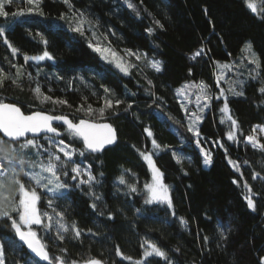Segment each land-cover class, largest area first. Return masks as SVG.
<instances>
[{
  "label": "trees",
  "instance_id": "1",
  "mask_svg": "<svg viewBox=\"0 0 264 264\" xmlns=\"http://www.w3.org/2000/svg\"><path fill=\"white\" fill-rule=\"evenodd\" d=\"M256 1L257 14L247 7L248 0H131L135 11L124 0H69L71 7L64 0H42L37 10L16 17L13 12L29 6L21 2L6 7L9 16L0 17V27L5 29L0 36V68L11 79L0 86V101L15 103L25 114L43 111L65 115L74 122L86 118L109 123L118 135L112 149L78 158L82 167L92 166L98 183L91 188L71 187L62 199L36 188L39 210L53 215L55 224L57 217L47 203L52 199L56 212L64 213L63 222L69 229L63 233L64 240L56 237L53 242L54 231L46 233L42 225L33 226L50 257L63 256L77 264L90 259L102 264H136L148 244L153 243L167 253L172 264H260V257H264V151L246 143L255 126H264V94L259 91L264 87V19L259 15L264 12V0ZM81 12L92 22L91 29L85 25L83 35L73 31ZM149 28L153 32L149 33ZM4 37L19 50L15 55ZM89 42L110 47L123 56L126 65L136 67H131L128 75L119 72L90 48ZM248 42L262 62L256 79L249 75L254 66L243 51ZM201 48L204 53L192 59ZM45 50L52 54L53 61L25 63L24 55H41ZM128 50L140 55L141 60L129 55ZM145 53L149 60L162 62V71L149 67ZM10 61L21 68L18 78ZM222 65H229L233 71ZM222 70L225 82H245L243 96L232 95L219 76ZM27 73L32 74L31 79ZM57 74L63 79H56ZM37 82L44 94L53 97L52 101L37 98L33 91ZM201 82L208 86L213 99L194 127L200 132L201 144L211 152L209 168L203 163L197 138L188 131L190 121L184 111L187 108L199 113L196 95ZM101 85L111 91L105 93ZM185 86L184 95H177ZM155 97L161 99L153 103ZM225 98L239 125L234 129L237 142L227 139L229 122H220ZM57 99L68 103H55ZM108 99L113 101L111 108L105 106ZM116 100L122 102L116 105ZM81 105L85 110L91 105L94 112L87 116L80 110ZM100 108L105 109L102 115ZM145 128L152 131V137ZM60 130L63 133L65 128ZM152 139L161 146L159 149L152 147ZM12 145L5 140L0 144V153H7ZM73 147L82 148V142L74 141ZM140 152L153 153L154 163L170 188L171 208L144 204V185L152 176ZM229 160L237 162L240 172ZM121 175L126 182L123 185L119 184ZM0 179L6 184L2 202H18V185L7 176ZM19 179L29 186L22 173ZM61 179L70 186L76 184L68 177ZM245 181L256 193L255 211L244 199ZM129 184L136 186L137 193L125 195ZM90 193L102 199L95 200ZM92 203L97 205L95 210ZM109 213L112 219H108ZM181 218L187 221V227ZM218 224L223 226L227 239L219 235ZM73 225L81 231L79 238H74ZM0 243L4 245L5 264H41L20 244L8 221H0ZM143 262L166 264L155 256Z\"/></svg>",
  "mask_w": 264,
  "mask_h": 264
},
{
  "label": "snow or ice",
  "instance_id": "2",
  "mask_svg": "<svg viewBox=\"0 0 264 264\" xmlns=\"http://www.w3.org/2000/svg\"><path fill=\"white\" fill-rule=\"evenodd\" d=\"M21 2L27 4L29 7L26 9H18L13 12V17L24 16L25 12L31 13L37 10L42 0H0V17L9 16V12L5 10L6 7L11 6L14 3L18 4ZM124 2L128 8L133 9L134 11L136 10L135 5L131 3V0H124ZM64 3L69 4V0H64ZM141 3H143V0H141ZM69 7H71L70 4ZM247 7L252 13L257 14V4L252 2V0H248ZM205 13H207V9H205ZM259 15L262 19H264V12L259 13ZM86 24L89 29L92 28V22L89 21L84 13L81 12L79 14L77 25L73 28V31L79 32L83 35ZM155 24L160 28H163V25L160 24L159 20H155ZM4 32L5 29L0 27V36H3ZM148 32H153V29L149 28ZM92 35H96L95 31H92ZM4 42L11 49L13 55L19 51L17 48L8 43L6 37H4ZM44 43L47 44L48 42L45 40ZM89 47L95 52L101 53L105 59H108V55L116 57V53L114 51L110 48H101L98 43L93 44L92 42H89ZM128 51L129 55H135V53H132L131 50ZM243 51L249 54L247 57L248 63L254 66L249 70V75L252 79H256L261 74L262 62L259 56L252 50L250 42L246 43ZM106 53L108 55H106ZM203 53L204 49L201 48L194 54L192 59L201 56ZM143 57L147 60L151 69H154L156 72L162 71L161 61L149 60L146 53L143 54ZM135 58L137 61L141 60L140 55H135ZM23 59L25 63L29 60L39 63L45 60L53 61L54 57L50 52L45 50L41 55H24ZM111 62L112 61H110V63ZM9 63L11 67L17 69L15 75L18 78L21 75V68L11 61ZM115 66L125 75L129 74L131 67H136V65H126L125 62L120 59L116 60ZM221 67L227 69L229 65H222ZM253 73H255L254 76L252 75ZM26 75L31 79V73H27ZM55 78L63 79V77L58 74ZM5 79H11V77H8L4 73V69L0 68V86H3ZM12 82L16 83V80L13 79ZM244 83L245 82L243 80H239L231 84L229 91L233 96L240 97L244 95L242 90ZM148 84L152 85V82L149 80ZM101 87L104 88L105 93H109L111 91L103 85H101ZM187 87L188 86H185V89L178 90L177 95H184ZM237 88L240 90H237ZM197 89L198 94L196 95V107L199 109V113L195 111L189 112L187 108H185L184 111L190 121L188 124V131L194 134L197 138L196 143L199 145L200 132L198 128L194 127V123L202 120V115L200 113H203L205 108L211 106L213 96L210 94L208 86L203 82L197 85ZM33 91L37 95V98H42V101L53 100V97L42 92L41 86L38 82L36 83ZM259 91L261 94H264V87H261ZM149 94L154 95V93ZM132 95H135V93H132ZM85 99L87 98L85 97ZM160 99L161 98L159 97H155L153 103H156V101ZM215 99L219 100L220 96H216ZM121 102L122 101L120 100H116L115 104L119 105ZM55 103L67 104L68 102L66 100L61 101L57 99L55 100ZM105 106L111 108L113 106V101L111 99L106 100ZM131 106V104L128 105L129 108H131ZM80 110L85 111L87 116H90L94 112L91 105H88L86 110L84 109V106L81 105ZM104 110V108H100L98 111L102 115ZM220 112L223 114L220 122L223 124L227 121L230 124L229 131L227 132V139L229 141L237 142L238 138L234 129L238 128L239 125L230 114L227 98L224 99L223 107L220 108ZM165 119H167V117H165ZM54 122H61L60 126L64 127L65 131L62 133L60 131V127L54 126ZM257 129L264 131V128L257 125L253 128V132ZM144 131L149 137L153 136V133L149 128H145ZM5 140L12 141L14 143L7 153H0V176H7L13 183L18 185L19 200L18 202H11L9 204L0 203V221L10 222V226L14 230V234L18 237L19 242L26 245L30 252L34 254L35 258L47 261L48 264H77V261L75 260L66 261L63 256L50 257L47 251V245L41 241L38 237L37 231L33 229L34 225H42L46 233L54 231L55 236L51 237L53 242H55L56 237H58L61 241L64 240L65 237L63 233H66L69 230L68 226L63 222L64 213L56 212L52 199H49L47 203L52 213L57 217L55 224L53 223V215H50L47 211L41 212L39 210L37 205L40 200V196L37 194L36 188H43L46 192L51 193L53 198L62 199L71 190V187L88 185L89 188H91L95 183H98L96 176L93 175L91 171V164H86L82 167L83 162L79 161L78 158H86V153L89 155L101 153L106 147L115 144V129H113L110 124L94 123L91 122L90 119L86 118L79 119L78 122H74L65 115H50L43 111L25 114V112L22 111L15 103H5L0 101V144H3ZM77 140L82 142V148L73 147V142ZM41 141H43V143H41ZM246 143L251 144L254 149L264 151V143H261L254 135H248L246 137ZM151 145L154 149H159L161 147L155 139H152ZM173 154L175 155V153ZM140 155L152 168V183L144 185V188L147 190L145 193L144 204H163L171 208L172 201L169 194V188L164 183L163 173L155 166L153 153L140 152ZM25 157H28V159H25ZM211 162V153L205 151L203 163L205 166H208ZM229 163L233 164L237 172H240V167L237 162L229 160ZM245 163H247V161H245ZM25 165H27V169H25ZM70 165L71 167H69ZM21 173L29 180V186L26 187L25 184L20 181L19 176ZM70 173L71 175H69ZM61 177H68L69 180L75 181L76 184L70 186V184L67 181L62 180ZM253 178L255 179L256 177L254 176ZM125 183L124 176L121 175L119 178V184L123 185ZM127 188L128 192H126L125 195L137 193L135 185L129 184L127 185ZM244 188L247 190L244 195L247 207L252 211H255L256 204L253 196L256 195V193L252 192L251 187L246 181L244 182ZM90 195L94 196L95 200L102 199L101 196L96 195L95 193H90ZM91 207L95 210L97 207L96 203H92ZM136 211L140 212V209H137ZM13 213L16 215L14 216ZM172 216H175L174 212H172ZM45 218L47 220L46 223ZM112 218V214L109 213L108 219ZM181 223L187 227V221H184L182 218ZM217 227L220 229L219 235L221 238L227 239L223 226L218 224ZM73 229L74 238H79L81 236V231L78 228H75L74 225ZM204 239L207 240L208 237L205 236ZM61 251L66 252V249H61ZM176 251H179V249H176ZM117 252L119 255H123L122 253H119V249H117ZM143 255L145 258L152 256L163 258L166 264H172V261L168 258L167 253L153 243L148 244V248L145 250ZM123 258L131 259V257ZM0 264H5L4 245L2 243H0ZM29 264H31V261H29ZM85 264H102V262L98 259H90L85 261ZM136 264H144V262L137 261ZM260 264H264V257H260Z\"/></svg>",
  "mask_w": 264,
  "mask_h": 264
},
{
  "label": "rangeland",
  "instance_id": "3",
  "mask_svg": "<svg viewBox=\"0 0 264 264\" xmlns=\"http://www.w3.org/2000/svg\"><path fill=\"white\" fill-rule=\"evenodd\" d=\"M254 3H256L257 4V6H258V1H256V0H254L253 1ZM102 48V47H101ZM105 48H108V47H105ZM110 48V47H109ZM111 49V48H110ZM112 51H114L113 49H111ZM115 52V51H114ZM97 53H99V52H97ZM116 53V57H113V56H111V55H108L107 53H106V55H108V59H105L102 55V59L106 62V63H108L109 65L111 64V65H113L114 66V68L116 69V70H118L119 71V69H117L116 68V66H115V62H116V60L117 59H120V60H122L123 62H124V59L122 58L123 56L120 54H118L117 52H115ZM99 54H101V53H99ZM248 57V56H247ZM31 61V60H30ZM110 61H112L111 63H110ZM32 62H34V61H32ZM42 62V61H41ZM247 62V61H246ZM227 70H231V71H233L232 70V67H228V69ZM120 72V71H119ZM219 76H221V79L225 82V73L223 72V70L222 71H220V75ZM225 84H227V86L230 88V86H231V84H233V83H230L229 84V82H225ZM237 90H239L238 88H237ZM261 128H264V126L263 127H261ZM252 135H254L261 143H264V131H261L260 129H257L255 132H253V134ZM251 145V144H250ZM197 146H198V149H200V151L203 153V156H204V152L205 151H207V149H205L204 148V146L201 144V142L199 143V145L197 144ZM203 150V151H202ZM259 150V149H258ZM208 152V151H207ZM211 153V152H210ZM211 157H212V155H211ZM153 161H154V159H153ZM145 162L147 163V165H149L148 164V162L145 160ZM212 164V163H211ZM211 164L210 165H208V166H205V167H207V168H209V167H211ZM205 165V164H204ZM156 166V165H155ZM150 167V166H149ZM157 167V166H156ZM150 171H151V176H152V168L150 167ZM152 183V178H151V180H150V182H149V184H151ZM5 188H6V184H5V182H3L1 179H0V203H3L2 202V199H3V192L5 191ZM147 191V190H146ZM17 193H19L18 192V189H17ZM169 194H170V188H169ZM38 204H39V201H38ZM38 206V205H37ZM35 226V225H34ZM150 250V249H149ZM148 258V257H147ZM144 259H145V257L143 256V258L142 259H140V261H144ZM137 261H135V263H136Z\"/></svg>",
  "mask_w": 264,
  "mask_h": 264
},
{
  "label": "water",
  "instance_id": "4",
  "mask_svg": "<svg viewBox=\"0 0 264 264\" xmlns=\"http://www.w3.org/2000/svg\"><path fill=\"white\" fill-rule=\"evenodd\" d=\"M21 110H22V109H21ZM47 114H49V113H47ZM50 115H51V114H50ZM69 119H70V118H69ZM91 122H94V121H91ZM94 123H97V122H94ZM101 124H105V122H101ZM106 124H109V123H106ZM60 125H61V122H54V126L61 127ZM110 125H111V124H110ZM111 126H112V125H111ZM112 127H113V126H112ZM63 128H64V127H63ZM113 129H114V127H113ZM60 131H61V130H60ZM115 132H116V130H115ZM29 135H31V134H29ZM9 142H11L12 144L14 143V142H12V141H9ZM117 143H118V135H117V132H116V142H115V144L106 147L104 151L109 150V149H112L113 147L116 146ZM104 151H103V152H104ZM103 152H101V153H97V154L101 155V154H103ZM20 244H22V242H20ZM22 245H23V244H22ZM23 246H24V247L26 248V250L28 251V254H29L31 257H33L35 260H37L39 263H41V264H48L47 261H43V260L40 259V258H35V257H34V254H32V253L30 252V250L26 247V245H23Z\"/></svg>",
  "mask_w": 264,
  "mask_h": 264
}]
</instances>
